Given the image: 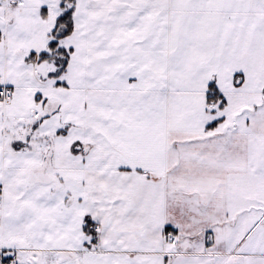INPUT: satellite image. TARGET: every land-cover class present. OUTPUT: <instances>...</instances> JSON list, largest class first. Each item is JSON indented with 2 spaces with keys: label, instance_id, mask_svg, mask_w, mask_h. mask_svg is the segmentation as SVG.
<instances>
[{
  "label": "snow or ice",
  "instance_id": "obj_1",
  "mask_svg": "<svg viewBox=\"0 0 264 264\" xmlns=\"http://www.w3.org/2000/svg\"><path fill=\"white\" fill-rule=\"evenodd\" d=\"M0 264H264V0H0Z\"/></svg>",
  "mask_w": 264,
  "mask_h": 264
}]
</instances>
